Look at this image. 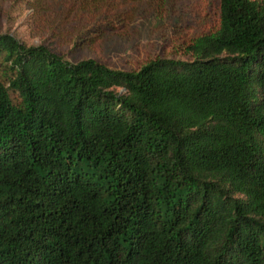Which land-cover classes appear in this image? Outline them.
<instances>
[{"label":"trees","instance_id":"obj_1","mask_svg":"<svg viewBox=\"0 0 264 264\" xmlns=\"http://www.w3.org/2000/svg\"><path fill=\"white\" fill-rule=\"evenodd\" d=\"M217 12L135 69L0 32V264H264V0Z\"/></svg>","mask_w":264,"mask_h":264},{"label":"rangeland","instance_id":"obj_2","mask_svg":"<svg viewBox=\"0 0 264 264\" xmlns=\"http://www.w3.org/2000/svg\"><path fill=\"white\" fill-rule=\"evenodd\" d=\"M68 1L0 0V32L26 44L42 43L72 61L94 57L135 69L155 56L188 58L177 51L179 42L217 23L218 0H132L122 4L131 18L113 19L112 29L91 41L82 31L94 21L88 17L92 11L66 7Z\"/></svg>","mask_w":264,"mask_h":264}]
</instances>
